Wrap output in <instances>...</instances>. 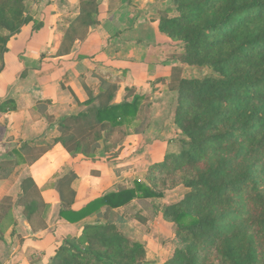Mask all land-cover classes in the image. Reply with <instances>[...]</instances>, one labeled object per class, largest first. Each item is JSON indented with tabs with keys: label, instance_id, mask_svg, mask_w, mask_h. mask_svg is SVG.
<instances>
[{
	"label": "trees",
	"instance_id": "obj_1",
	"mask_svg": "<svg viewBox=\"0 0 264 264\" xmlns=\"http://www.w3.org/2000/svg\"><path fill=\"white\" fill-rule=\"evenodd\" d=\"M33 1L0 0V58L30 21ZM100 5L101 0H79L78 14L53 36L58 56L70 54L100 24ZM159 30L182 45L173 60L209 71L188 78L180 66L169 80L152 83L153 94L167 86L176 96L173 141L180 150L153 165L146 182L121 186L79 211L73 209L77 173L60 178L53 185L60 217L77 224L97 215V221L85 225L70 246H60L49 264H144V246L123 233L124 221L116 219V212L137 199H163L160 176L175 173L184 174L187 193L162 211L174 226L173 252L165 264H264V0H171ZM84 88L89 99L77 102L86 109L58 120V136L50 143L22 142L10 158L0 159V238L14 207L10 191L24 170L55 145L90 157L116 133L120 141L129 128L138 133L143 96L128 95L116 103L119 84L105 78L97 94ZM20 191L28 223L35 234L44 231L50 204L41 189L26 177Z\"/></svg>",
	"mask_w": 264,
	"mask_h": 264
},
{
	"label": "crops",
	"instance_id": "obj_2",
	"mask_svg": "<svg viewBox=\"0 0 264 264\" xmlns=\"http://www.w3.org/2000/svg\"><path fill=\"white\" fill-rule=\"evenodd\" d=\"M106 1L100 5V24L90 30L85 40L76 42L66 56H58L52 47L61 15L57 0L36 4L34 16L30 13V21L22 32L8 42V51L0 58V156L51 123L55 124L50 126L51 131L58 134L57 121L84 111L86 108L77 100L85 103L89 99L85 86L97 94L101 78L117 79L124 88L147 92L153 82L169 80L173 69L182 66L168 55L172 39L159 30L162 13L170 7L169 0H121L111 10L105 8ZM164 94L165 91L157 95L156 100H162ZM160 107L166 108L161 104ZM69 155L61 144L55 145L24 170L19 184L32 177L42 191L53 180V173L66 166ZM100 175L89 182L81 173L78 183L73 184L77 192L74 210L79 211L120 187L117 184L121 181L113 173ZM53 185L42 191L52 212L44 231L35 234L24 214L12 210L9 228L0 238L2 264H49L60 246H70L83 227L96 218L97 215L90 216L77 224L62 219L61 201ZM92 191L99 195L92 198Z\"/></svg>",
	"mask_w": 264,
	"mask_h": 264
},
{
	"label": "rangeland",
	"instance_id": "obj_3",
	"mask_svg": "<svg viewBox=\"0 0 264 264\" xmlns=\"http://www.w3.org/2000/svg\"><path fill=\"white\" fill-rule=\"evenodd\" d=\"M41 1L42 0L29 2L31 5V15L33 14L34 16V11L38 9L36 4L40 6ZM57 1L60 4L61 15L58 18L54 35L56 32L60 31V29H63L64 26H68L66 22L67 18L76 16L79 12V0ZM105 1L106 0H101V5ZM120 1L121 0L106 1L108 4L105 8L108 9L110 7L111 10L117 6ZM168 5L171 6V0H169ZM169 8H167V10ZM168 13L172 16L175 15L173 9L171 11L169 10ZM171 41L172 49L168 52V55L173 57L174 54L181 52L182 45L180 42ZM181 67H185V76L188 78H200L209 73L207 69L201 70L184 66L183 64ZM112 81L117 82L120 87V93H117L116 103H121L128 95H140L144 97L142 110L136 121L139 123V127L137 128L138 133L134 132L136 131L135 129L129 128L128 136L122 141H120L122 136L116 133L110 142H102L97 153L90 157H85L80 153L70 154L67 156L69 161L66 162V166L53 173V180L58 181L60 179L59 177L64 173L68 175L74 172L78 175V179L74 182L76 184L80 179L81 173L86 175L89 182L91 178L101 176L100 173H113L118 180L121 181L117 184L118 186L132 188L136 181L146 182L151 167L160 163L166 154L178 152L180 150V145L173 141L177 139L178 132L177 126L174 123L177 106L175 94L167 91V86H164L163 89L166 94H164L162 100L161 98L156 100V96L163 94L164 91L162 93L153 94L152 88H150L147 92L144 90L138 92L135 88L130 86L124 88V86L120 84V80L116 79ZM129 100L131 101L132 97L129 98ZM160 104L166 107L165 110H163L162 107L159 108ZM48 123L50 124L49 119ZM54 125V123H51L49 126H44V129L42 128L35 132L34 135L30 136L34 140L26 138L25 141L50 143L54 137L58 136L54 130L51 131L50 126ZM116 142L118 144L114 145ZM20 146L16 144L10 149L7 148L0 156V159L10 158L11 151ZM4 155H6V157H3ZM14 157L15 156H13V158ZM183 176V173H175L173 176L163 174L160 176L161 180L158 183V190H161L165 194L163 199H137L128 207L116 212V219H123L124 221V223H120L123 233L132 241L139 242L144 246V264H164L169 260L168 258L171 257L173 252L172 241L174 238V226L163 218L162 211L165 206L180 202L184 198L187 190L182 185ZM53 180L45 184V186L42 187V191L50 185H53ZM19 183L20 182L14 185L10 191V195L14 199L13 210H18L17 214L21 215L23 214V208L19 206ZM96 194L99 195V193H93L92 191L91 197L98 196ZM51 213L52 212L49 211L48 217H50ZM96 221L97 216L89 224H94ZM6 228L9 227L6 226ZM157 261L158 263H156Z\"/></svg>",
	"mask_w": 264,
	"mask_h": 264
}]
</instances>
